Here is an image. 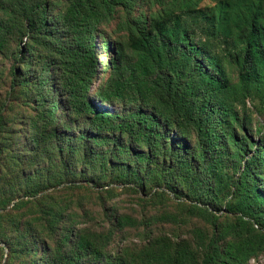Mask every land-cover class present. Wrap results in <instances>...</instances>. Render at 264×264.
Segmentation results:
<instances>
[{"label":"rangeland","instance_id":"obj_1","mask_svg":"<svg viewBox=\"0 0 264 264\" xmlns=\"http://www.w3.org/2000/svg\"><path fill=\"white\" fill-rule=\"evenodd\" d=\"M150 1L139 9L149 17L153 14L150 32H163L166 39H187L197 49V59L228 86L215 95L224 99L227 109L223 116L228 126L221 141L234 132L246 149L237 150L229 143L224 160L228 175L212 178L215 202L221 210L216 216L222 225L245 212L240 209L243 195L233 193L228 177L239 176L256 148L264 144V0H161L163 4L154 0V6ZM64 11L65 4L55 14ZM253 19L259 30L255 47L244 59V38ZM120 22L121 16L102 28L108 45L97 37L99 71L91 91L94 103L116 115L132 108L104 103L97 92L109 81L117 52V63L126 69L135 67L141 56L127 32L119 31ZM28 42V37L12 35L0 51V264H49L44 248L71 256L80 240L109 244L104 249L114 261L122 259L125 264H161L155 256L169 264L177 254L187 256L185 264L200 262L199 237L209 241L215 228L193 213L187 183L176 175L172 185L169 180L165 184L160 166L162 162L174 164L171 155L177 142L198 153L195 132L172 122L163 147L169 153L154 158L159 164L154 162L150 169L134 159L135 152H147V147L127 136L122 142L131 147L132 154L114 157V138L95 146L84 116L69 121L59 111L60 121L45 135L46 121L39 118L40 91L35 87L39 82L26 67L20 70L18 60L21 46ZM28 49L31 58L34 53L31 46ZM241 70L250 83L245 91L239 87ZM186 74L195 87H207L194 64ZM38 128L39 143L35 144ZM164 156L167 160L162 161ZM120 165L139 166L143 185L138 180V185L123 184ZM200 166L197 161L196 168ZM128 220L133 224H120ZM69 230L70 240L63 247L62 237ZM249 264H264V253Z\"/></svg>","mask_w":264,"mask_h":264},{"label":"trees","instance_id":"obj_2","mask_svg":"<svg viewBox=\"0 0 264 264\" xmlns=\"http://www.w3.org/2000/svg\"><path fill=\"white\" fill-rule=\"evenodd\" d=\"M145 1L0 0V51L12 35L28 37V44L19 50L18 60L20 70L26 67L39 82L35 87L40 91L39 118L46 121L45 135L48 134L46 130L60 121L59 111L69 121L72 117L84 116L90 122L95 146L114 138V157L132 154L131 147L122 142V137L127 136L147 147V152H135L134 159L137 165L150 169L156 158L161 159L163 153H169L163 147L172 122L179 128L182 124L190 126L197 135L199 152L181 147L182 143L177 142V149L171 155L174 164L167 166V162H162L160 165L163 182L166 184L169 180L170 186L174 176L181 177L190 189L193 213L215 228L209 241L202 235L199 237L202 260L198 263L192 260L189 264H249L264 253V144L256 148L239 176L228 177L233 193L243 195L244 203L240 209L245 212L218 225L216 212L221 210L215 202L212 178L220 173L228 175L224 160L228 156L229 143L237 150L246 149V144L234 132L221 141L228 126L223 116L227 109L224 99L215 95L228 86L197 59V49L186 38L166 39L163 32L157 35L150 32L153 14L149 17L139 12ZM150 2L154 6V0ZM63 4L65 11L55 14ZM119 16V31L127 32L132 46L141 54L140 60L135 67L126 69L117 63L120 56L117 52V59L111 63L112 75L106 86L99 89L97 97L104 103H120L132 108L124 115L102 109L91 97L99 71L97 37L108 45L101 30ZM258 30L253 19L244 38V59L255 47ZM29 46L34 53L31 58L28 57ZM192 64L200 72L206 88L195 87L192 77L186 74ZM238 75L239 87L242 91L247 90L250 83L244 70ZM52 77L54 86L51 88ZM38 130L34 133L35 144L39 143ZM248 145L254 146L253 143ZM164 159L165 156L162 161ZM197 161L201 164L198 168ZM118 168L123 184L138 185V180L143 185L139 166L120 165ZM130 223L133 224L130 220L120 222L123 227ZM70 233L69 230L62 237L63 247L68 244ZM105 246L101 241L93 244L88 240L85 244L80 240L71 256L50 248H44L43 252L49 264H125L122 259L114 261ZM180 255L169 259L168 263L185 264L187 256ZM155 257L161 264H166L162 257Z\"/></svg>","mask_w":264,"mask_h":264}]
</instances>
